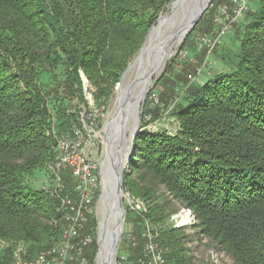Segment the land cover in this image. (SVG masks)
<instances>
[{
  "label": "trees",
  "instance_id": "16d2710c",
  "mask_svg": "<svg viewBox=\"0 0 264 264\" xmlns=\"http://www.w3.org/2000/svg\"><path fill=\"white\" fill-rule=\"evenodd\" d=\"M174 1L0 0V243L9 245L0 264L12 263L13 247L23 246L25 258L32 259L61 237L59 199L26 184L54 160L52 131L63 136L75 124L82 126L77 113H62L56 125L53 111L61 102L50 99L63 94V100L88 107L85 76L96 104L106 106ZM216 2L195 28L206 27ZM247 14L250 21L232 71L196 87L189 81L198 75L194 65L185 63L177 72L174 60L158 81L163 88L159 104L152 98L156 88L145 103L123 191L145 203L143 214L128 211L140 227L151 223L165 264H210L192 253L187 228L171 223L177 204L194 213L198 237L235 264H264V0L258 11ZM211 26L212 20L206 27L209 36L215 34ZM61 67L66 70L63 82L56 73ZM43 75L55 84L50 93L43 91ZM183 89L190 99L187 106L176 103ZM172 104L178 108L179 131H151L149 124ZM64 177L70 193L71 172ZM160 187L166 188V196ZM93 226L92 214L85 232L96 230ZM143 233L132 253L119 257L120 264H139L146 244ZM97 251V244L86 250L91 264Z\"/></svg>",
  "mask_w": 264,
  "mask_h": 264
},
{
  "label": "rangeland",
  "instance_id": "374dc122",
  "mask_svg": "<svg viewBox=\"0 0 264 264\" xmlns=\"http://www.w3.org/2000/svg\"><path fill=\"white\" fill-rule=\"evenodd\" d=\"M179 1L180 0H177L175 3L173 2L174 4L172 3L167 8V11L160 16L162 18L159 22L155 24V26L156 25L157 26L153 30H150L151 34L145 45L144 51L141 54L139 53L136 56V58L133 60V62L129 65L127 71L125 72V76L122 78L121 83L117 87L114 95L112 96V98L110 99L109 103L106 106L96 104L93 98V88L85 76H83V82H84L86 100L88 101V107H85L84 105L79 104V102L75 100L74 101H71L69 99L63 100L64 99L63 94L54 96V98L50 96L52 98L50 99L51 103L54 104V101L56 100L61 102V104H58L59 106L61 105L59 109H56L55 111H53L55 114L56 125L59 124L60 118L63 115L62 113H65L66 115L77 113L79 116V122L83 126V127L81 126V128L83 129L84 133L87 132V133H91L92 135V140H91L92 144H91L90 149L92 152V159L98 165V176H99V187L94 197V203L92 207L93 215L96 219V226H93L92 230L93 229H96V230L92 232H85L86 230V227H85L83 233L84 235L92 236L93 243L91 247L94 244H97L98 246V251H97V254L94 260V264H98L97 256L100 250L98 241H99V235H100L102 222L106 216L105 198L103 195V193L105 192V182L107 186H109L107 177L105 176V179H104V175L102 177L101 169L105 164V161L107 159L106 157L108 155L107 153L109 152L110 147H112V151L113 153H115V155H116L117 150L120 147L122 148L121 154L125 157V163H126L124 171L130 163L131 155L133 152V142L134 141H132V139L134 136V126L136 125V122H135L136 119L129 120L128 124L126 125L125 131H124L125 136L122 139L119 136H114L113 125L115 124V121L113 119L118 115V111L123 104L122 92L128 89L136 81L137 78L140 80V82L136 86V89L133 93V97L138 96L141 93V91H143L145 82L141 84V81L145 78L147 74V70H148L147 63L149 61L151 53H154V50L159 45L161 46L162 43L166 42L171 36H173V34L176 31L178 32V30L180 31L181 29L183 30L186 28V25L190 19L191 12L194 8L196 0H187L186 4L184 5L185 14L184 12L181 13V11L183 10V8H181V11L174 18L175 5ZM247 2H248V11L245 13L244 18L241 20V22L236 25L233 32L223 37L222 42L218 44V46L213 50V52L210 55H208V52L206 55H203L202 52L204 50H207V48L203 45L202 42H200L199 40L200 37L209 33V32H206V27L208 28V23L211 20H212V26H211L212 32L216 31L217 27L214 22V19L217 16V7L223 4H227V5L231 4V0H221V1L217 0L216 5L213 8V11H214L213 17H210V16L206 17V20H205L206 27H204V24H202L199 27L195 28L194 29L196 30L195 35H193L190 38V40L188 41L184 49H181V47L183 46V44L186 42L187 39L184 42H182L181 41L182 39H181L178 46L174 50L173 54H171L169 59L166 61V63L160 66L156 75H154L153 77V81L150 85V92L152 89L156 88L155 92L157 93V97L159 96L160 92H163L162 86L161 85L157 86L158 81L166 73L168 65L174 60L176 61L174 63V67L177 72L180 71L184 67L185 63H190L194 65V67L198 71V75L196 77L191 78L189 81L190 83H192L193 86H196V87H202L205 83H207V81L215 77L217 74L228 73L232 71L233 64L237 63V60H238L237 56L239 54L240 41H241L242 34L245 30L247 23L250 21V19L247 18V15H248L247 13H253V12L255 13L256 11L259 10L260 0H247ZM209 10L207 11V13L209 12ZM206 36L211 37L209 36V34ZM182 52L187 54L186 59H183V60L180 59V57L182 56ZM56 73H57V77H59V81L63 82L66 78L65 68L61 67ZM170 76H173V75H170ZM40 83L45 93H50L51 89H53L55 86L53 80L47 75L42 76ZM150 92L148 93V95L150 94ZM148 95L143 104L144 106L140 108V111H143L141 115L142 128H143V115H144V110H145V103L147 101ZM177 98H176L177 105H183V106H187L190 100L188 97V93L184 91V89L183 91H180ZM132 100L134 99L132 98ZM174 105L175 104H172L166 110L162 109L161 118L158 119L157 121L151 122L148 128L155 133L163 132V133H168L170 135H175L179 131L180 126L175 116L178 108L175 107ZM91 114L93 115V117H91ZM147 121H150V119L148 118ZM75 125L79 126V124H75ZM53 133H54V130L52 131V134ZM49 171L50 170L46 168L37 170L35 174L28 179L26 184L28 185V187L34 190L45 189L51 192L56 186V181L53 175L51 174V172ZM124 171H123V174H124ZM62 178H63V183L66 185L64 175ZM72 180L74 181L73 178ZM74 184H75V181L72 183L73 185L72 188L74 187ZM66 191H67V187H66ZM159 191L162 195L164 194L166 196L165 193L167 192V190L165 187H160ZM122 199H123L124 208L126 210V214H125L124 221H123L122 236H121V239L118 245V251L115 256L113 264H120L119 257H127L129 254L132 253V245L134 246L137 245L139 241L137 238L140 236L142 232H144L143 236L147 242V237L145 236L148 234L147 233L148 229L151 230L153 240L156 243L155 236L153 234V227L151 223L146 222V224L144 223L143 227H140L139 225L140 222L138 221L136 216L132 215L128 211L130 210V211H133L139 214H143L147 211V207L145 203H143L140 200L132 199L128 194H125L124 191H122ZM132 205L133 207L138 206L140 210L138 208L136 210H132L131 209ZM59 206L60 204L57 207V211H58ZM111 206H112L113 213L117 215L118 214L117 200L112 198ZM177 209H178V213L172 217L171 223L174 224L175 228H182V227L187 228V234L190 237L189 248L192 250V253L198 260H203V261L209 262L210 264H235L231 257L227 256L224 252H219L218 250H216L212 245H210L208 240L201 239L200 237H198L197 235L198 229L196 228L197 219L191 210L184 208L180 204H177ZM115 221L116 220H114L111 223V220H110L109 222L111 224L110 225L111 230L115 228ZM62 232H61V235H62ZM156 244L159 246L158 243ZM5 251L0 252V256H5V255L7 256ZM9 264H12V263H9ZM90 264H91V261H90Z\"/></svg>",
  "mask_w": 264,
  "mask_h": 264
},
{
  "label": "built area",
  "instance_id": "2783aa9c",
  "mask_svg": "<svg viewBox=\"0 0 264 264\" xmlns=\"http://www.w3.org/2000/svg\"><path fill=\"white\" fill-rule=\"evenodd\" d=\"M247 11V0H231L230 5L223 4L217 7V16L214 19L217 27L215 34L211 37L204 35L199 39L207 48L208 55L222 42L223 37L233 32ZM186 58L187 54L182 52L180 59ZM152 98L157 105L159 103L157 95L154 94ZM54 135L56 138L54 160L49 170L56 181L51 195L60 201L58 212L62 214L64 222L61 239L32 259L25 258L23 247H13L12 264H90L86 250L91 247L93 238L91 235H84L83 231L93 214L94 197L99 187L98 165L92 159L90 149L92 135L87 132L79 133L76 125L63 136H58L55 131ZM68 171L75 181L73 191L70 193H67L62 178ZM137 208L140 210L138 206H131L132 210ZM147 233L144 255L139 259V264H165L162 249L154 242L151 230L148 229ZM8 247V244L1 242L0 252Z\"/></svg>",
  "mask_w": 264,
  "mask_h": 264
},
{
  "label": "water",
  "instance_id": "95a60500",
  "mask_svg": "<svg viewBox=\"0 0 264 264\" xmlns=\"http://www.w3.org/2000/svg\"><path fill=\"white\" fill-rule=\"evenodd\" d=\"M213 0H196L194 8L191 12L190 19L186 25L184 35L182 37V42H184L188 35L195 29L198 23L202 20L204 15L207 13L209 8L212 5ZM160 17L157 22L161 20ZM155 25L152 27L153 30ZM150 34L147 37V40L141 49L140 54L144 51L145 45L150 37ZM153 73H151L147 78V84L141 93L133 97V93L136 89L137 84L140 80L137 78L136 81L124 92H122L123 96V104L118 111V115L113 119L115 121L114 124V136H119L121 139L124 138L125 128L128 124L129 120L136 119V125L134 126V136L132 141L135 140V137L142 131V122H141V115L143 111H140L145 102V99L150 92V85L153 81L152 79ZM125 74L123 75V77ZM132 98L134 100H132ZM122 148L120 147L116 155L112 151V147L109 150V158L106 159L105 171L106 177L111 188V193H114L117 198V219L115 221V228L111 230L109 221L106 220V216L102 222L100 235H99V254L97 256V263L98 264H113L115 256L118 251V245L122 236L123 232V221L126 214V210L123 205L122 199V191H123V171L125 168V157L121 154ZM107 163V164H106ZM104 166L102 167V177L104 175ZM104 195V193H103ZM105 221V224H104Z\"/></svg>",
  "mask_w": 264,
  "mask_h": 264
},
{
  "label": "bare ground",
  "instance_id": "6f19581e",
  "mask_svg": "<svg viewBox=\"0 0 264 264\" xmlns=\"http://www.w3.org/2000/svg\"><path fill=\"white\" fill-rule=\"evenodd\" d=\"M186 2H187V0H180L175 5L174 18L181 11V8H183V10H184V11L182 10L181 13L184 12V14H185L184 5L186 4ZM184 32H185V29H183V30L181 29L180 31L178 30V32L176 31L173 34V36H171L166 42L162 43L161 46L159 45L154 50V53H151L149 61L147 63V65H148L147 74H146L145 78L141 81V84H143L145 82L144 88H145V86L147 84V79H148L147 77L151 73H153V75H152V79H153L154 75H156V73L159 70L160 66L165 64L166 61L171 56V54H173L174 50L176 49V47L178 46L180 40L182 39V37L184 35ZM144 88H143V90H144ZM79 126L76 125L77 131H79V133H84V131L81 128V126L80 127ZM107 154L108 155H107L106 158L108 159L109 158V152ZM105 167H106V165L104 166V179H105V176H106ZM104 198H105V208H106V220L109 221V222L111 220V223H112L117 218L116 217L117 215L114 214L113 211H112V206H111L112 205V198L115 199V200H117V198H116V195L114 193H111V188L109 186H107L106 182H105ZM104 224H105V221H104ZM162 252H163V250H162ZM163 257L165 258L164 252H163Z\"/></svg>",
  "mask_w": 264,
  "mask_h": 264
}]
</instances>
